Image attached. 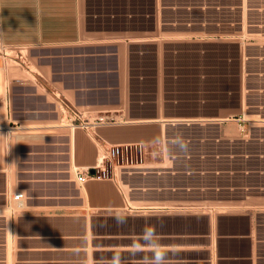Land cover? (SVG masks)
Returning a JSON list of instances; mask_svg holds the SVG:
<instances>
[{
	"label": "crops",
	"instance_id": "1",
	"mask_svg": "<svg viewBox=\"0 0 264 264\" xmlns=\"http://www.w3.org/2000/svg\"><path fill=\"white\" fill-rule=\"evenodd\" d=\"M163 6L202 12L200 19L179 23L206 31L201 34L264 35L247 28L241 0H0V46L32 50L25 71L9 66L14 76L6 73L0 97V264H102L117 250L124 264H142L150 253L133 255L131 246L149 226L167 247L168 264H264V223L236 214L253 211L248 201L255 187L237 183L248 174L220 167L226 158L177 147L178 155L133 159L83 184L72 171L97 167L109 147L147 153L165 141L173 144L177 125L187 128L162 115L156 93L145 90V76L128 79L126 93L122 64L101 60L82 44L87 31L160 36L163 24H176L163 22ZM214 9L217 18L207 16ZM57 102L91 119L106 115L118 121L71 129L65 147L64 137L50 133L66 116ZM18 193L24 194L20 209L13 200ZM226 213L247 219L243 226L222 222Z\"/></svg>",
	"mask_w": 264,
	"mask_h": 264
},
{
	"label": "rangeland",
	"instance_id": "2",
	"mask_svg": "<svg viewBox=\"0 0 264 264\" xmlns=\"http://www.w3.org/2000/svg\"><path fill=\"white\" fill-rule=\"evenodd\" d=\"M246 8L244 5L243 20L247 24L249 20L255 22V18L264 15L262 10L247 11ZM211 11L214 12H206L207 16L217 18L218 11ZM190 13L186 12L184 6L170 10L163 6V22L172 20L176 24H163L162 34L157 37L95 36L88 31L84 34V47L95 49L101 60H118L122 64L121 76L125 79L126 93L128 79L145 76V90L156 93L162 115L166 114L168 120L176 119L177 124H187L186 129H180L177 125L172 131L173 144L165 141L161 146L151 147L147 153L129 147L115 159L106 161L109 165L107 168L111 173L114 167L118 171L120 166L143 156L178 155L174 153L177 147L187 148L194 156L226 158L220 167L248 174L239 178L237 183L255 187L251 191L253 197L248 201L253 211L236 214H248L253 220L264 223V35L201 34L206 31L179 24L186 18L200 19L203 14L200 11ZM227 15L233 16L231 13ZM247 28L264 30V27ZM31 52V49L24 47L0 46V55L6 63V68L0 71V97L5 96L6 75L14 76L8 72L9 66L25 71L31 60ZM29 66L37 71L35 65ZM132 85L136 90V84ZM56 106L59 113L64 112L59 102ZM163 116L162 119L165 118ZM53 124L57 127L50 132L51 136L64 137L63 144L68 147L66 136L72 128L66 116ZM186 138L184 142L181 141ZM104 152L105 149L102 150L101 165ZM232 214H222L220 220L239 222L243 226L247 218L233 217Z\"/></svg>",
	"mask_w": 264,
	"mask_h": 264
},
{
	"label": "built area",
	"instance_id": "3",
	"mask_svg": "<svg viewBox=\"0 0 264 264\" xmlns=\"http://www.w3.org/2000/svg\"><path fill=\"white\" fill-rule=\"evenodd\" d=\"M242 2V7L244 5L247 6L246 10L247 11H258L261 12L264 11V0H241ZM262 6V8H261ZM243 10V8H242ZM243 18V17H242ZM264 15L255 18L254 21H250L247 24V27H264ZM263 34V33H262ZM61 106L63 107L64 112L66 113V118L69 123V127L72 128L74 131L77 128L85 129L88 130L89 128L96 127V126H101V125H109V124H114L118 120L114 116H106V115H100L97 116L96 118H90L88 116V113L77 109L76 107L70 106L68 104L61 103ZM129 149V147H124V146H113L106 148L105 155L103 158V163L101 165L100 159L98 162V166L92 169H83L80 170L78 167L73 166V173L76 176L77 181L80 184L85 183L89 179L96 178L98 174H103L106 175V173L109 171L107 170V167H109L108 163L106 161L113 160L118 155L126 150ZM14 202H16L17 208H22L24 204V194L23 193H18L13 197Z\"/></svg>",
	"mask_w": 264,
	"mask_h": 264
},
{
	"label": "clouds",
	"instance_id": "4",
	"mask_svg": "<svg viewBox=\"0 0 264 264\" xmlns=\"http://www.w3.org/2000/svg\"><path fill=\"white\" fill-rule=\"evenodd\" d=\"M120 222H125L122 218ZM147 251L150 256H144L142 264H168V249L161 243V238L155 227H145L142 233L135 237L131 246L133 255ZM102 264H124L122 253L117 250L110 260L103 261Z\"/></svg>",
	"mask_w": 264,
	"mask_h": 264
}]
</instances>
